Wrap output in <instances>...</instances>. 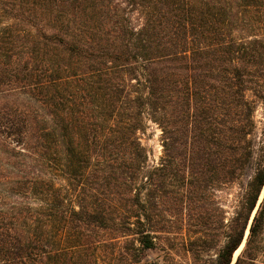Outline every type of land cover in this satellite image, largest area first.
<instances>
[{
	"label": "trees",
	"instance_id": "1",
	"mask_svg": "<svg viewBox=\"0 0 264 264\" xmlns=\"http://www.w3.org/2000/svg\"><path fill=\"white\" fill-rule=\"evenodd\" d=\"M250 6L264 0H0V264H178V237L231 264L253 212L233 264L263 256ZM242 180L226 217L215 191Z\"/></svg>",
	"mask_w": 264,
	"mask_h": 264
},
{
	"label": "rangeland",
	"instance_id": "2",
	"mask_svg": "<svg viewBox=\"0 0 264 264\" xmlns=\"http://www.w3.org/2000/svg\"><path fill=\"white\" fill-rule=\"evenodd\" d=\"M245 27L241 29L242 33H246L248 35L257 33L259 35H264V7H260L256 9L253 6L248 7L247 11L245 12ZM133 22L135 25L140 23L138 16L134 14ZM238 32H240V28H238ZM254 121H255V130L253 133V139L257 145L263 144V129H264V108L263 106L258 103L256 105L254 111ZM147 128L143 134H141V142L147 149L148 153V163L154 164L157 163L159 157L161 155V143H160V129L159 127L152 123H147ZM244 181H240L239 183H234L231 185H227L222 187L219 190L215 191V198L221 204L222 208L226 211V217L231 216L237 201L240 197L242 192ZM175 245L173 246L171 251L173 260L178 264H201L204 260L209 261V255L203 256L202 260L194 261L191 255L183 249V242L180 237H178L177 241L174 242ZM243 246H240L237 253L234 252V257H236L242 250ZM213 252H210V255ZM151 258L159 257L158 259L162 262L163 252L160 250L156 251L155 253L150 254ZM214 257V255H212ZM164 264V263H163ZM254 264H264V254L263 256L259 257Z\"/></svg>",
	"mask_w": 264,
	"mask_h": 264
},
{
	"label": "water",
	"instance_id": "3",
	"mask_svg": "<svg viewBox=\"0 0 264 264\" xmlns=\"http://www.w3.org/2000/svg\"><path fill=\"white\" fill-rule=\"evenodd\" d=\"M263 194H264V186H263V189H262V192H261V195H260V198H259V200H258V203H257V205H258V204H259V202L261 201V199H262V197H263ZM254 211H255V210H254ZM253 215H254V212H253V214H252V216H251V218H250V220H249V224H250V222H251V220H252V217H253ZM249 224H248V227H249ZM248 227H247V229H246V232H245V237H244V240L242 241V243H241V245H240V246H243V245H244V243H245V240H246L247 234H248V232H249V229H248ZM237 256H238V255H237ZM237 256H236V257H234V255H233V260H232V263H231V264H233V263L235 262V260H236Z\"/></svg>",
	"mask_w": 264,
	"mask_h": 264
},
{
	"label": "bare ground",
	"instance_id": "4",
	"mask_svg": "<svg viewBox=\"0 0 264 264\" xmlns=\"http://www.w3.org/2000/svg\"><path fill=\"white\" fill-rule=\"evenodd\" d=\"M239 251V249H237L236 251H235V253H237Z\"/></svg>",
	"mask_w": 264,
	"mask_h": 264
}]
</instances>
